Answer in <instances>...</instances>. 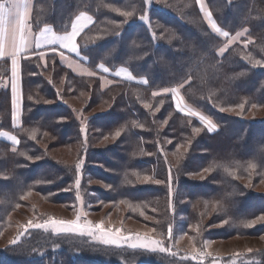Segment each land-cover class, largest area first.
I'll return each instance as SVG.
<instances>
[{"label": "trees", "instance_id": "1", "mask_svg": "<svg viewBox=\"0 0 264 264\" xmlns=\"http://www.w3.org/2000/svg\"><path fill=\"white\" fill-rule=\"evenodd\" d=\"M33 2L34 32L45 25L57 33L70 30L75 15L87 11L94 23L77 43L88 67H125L148 84L114 80L103 89L99 76L76 75L57 55L47 56V66L39 56L22 60L20 127L13 126L11 91L0 87V131L20 141L13 152L0 139V238L10 234L0 247V264H198L190 257L107 247L88 237L24 232L29 221L58 217L41 205L73 211L78 196L86 210L123 212L155 228L167 247L169 225L172 237L175 226L189 235L198 231L199 245L263 234L264 222H244L264 215V68L245 59H264V0H205L221 29L231 35L248 30L222 56L224 40L212 32L196 0H153L147 10L144 0ZM107 5L135 12L126 18ZM145 12L151 27L139 19ZM10 75V62L0 63V81ZM180 84L185 103L209 117L217 132L177 111L171 94L152 95ZM241 103L243 113L220 110ZM205 168L212 170L190 175ZM144 175L161 183H145ZM28 191L32 195L21 199ZM248 257L256 262L235 264H264V250Z\"/></svg>", "mask_w": 264, "mask_h": 264}, {"label": "snow or ice", "instance_id": "2", "mask_svg": "<svg viewBox=\"0 0 264 264\" xmlns=\"http://www.w3.org/2000/svg\"><path fill=\"white\" fill-rule=\"evenodd\" d=\"M153 0H144L145 9L147 10ZM197 5L200 8L201 13L203 14L204 19L207 21L212 32L216 33L219 37L224 38V46L219 49V55H223L227 51L228 47L248 31L244 29L237 32L235 35H231L228 31L221 29L216 21L212 17L211 11H209L207 5L204 3V0H196ZM32 0H0V63L10 62L11 66V91L13 96V104L15 107V112L13 114V123L14 126H19L20 121L17 118L19 115V97H20V69H21V60L29 59L33 55H37L43 60L47 52L50 50L52 52H58L62 60L68 59L65 57L66 50L68 53L75 54L76 57H79L80 60L86 59L82 56L80 51V46L77 43V38L81 36V33L85 29L89 28L90 25L94 23V18L87 11H80L79 14L75 15L74 19L71 22L70 30H65L62 33H57L51 26L45 25L40 28L38 31L33 32L31 20L32 12ZM112 11L118 13L123 17L133 16L135 9L124 10L118 6L107 5ZM139 19L142 22L149 23L148 16L145 14L140 15ZM126 22V21H125ZM119 26V25H117ZM119 35V33H117ZM153 39H155V33H152ZM251 43V40L248 41ZM86 47V45H85ZM253 67L264 68V59H255L253 60L251 56L245 57ZM45 66H47L45 64ZM68 66L72 67L81 76L92 77L97 75L96 71L91 70L89 67L84 66L79 61H70ZM98 69L102 73H109L110 69L106 67L103 63L98 65ZM117 77H121L127 81H134L137 78L133 76L132 72L125 67H121L118 71L114 73ZM243 75L244 73H240ZM138 83L142 85H147L148 80L146 78H141L138 80ZM0 87H4L3 83H0ZM183 87V84L178 85L175 88H165L159 91H154L152 93L153 97L160 96L162 93H171L175 100V107L177 111L183 113L188 117H195L198 119L200 124L208 130V132H214L217 130V125L207 116L200 113L199 111L190 108L187 106L183 97L180 94V88ZM50 102V101H49ZM146 108L151 107L149 104L144 105ZM245 105L243 103L234 106L233 108H221V111H235L237 108L240 113L244 112ZM251 107H258L256 104H252ZM156 111L159 108L155 109ZM166 123V121H164ZM142 127V125H140ZM123 129L118 130L114 133V137H119ZM195 133L201 131L200 127L193 129ZM0 137H5L12 145V151L16 152L15 145H18L20 141L15 135H11L6 131H0ZM32 138H35V134H32ZM108 139V137H104ZM183 147V145H180ZM23 155V153H21ZM28 159H32L28 157ZM82 164V161H81ZM80 165L77 166L79 169ZM250 168H255V164H250ZM211 168L202 169L200 173H190V175H202L203 172H210ZM137 178L140 179L137 174ZM171 170L169 169V196L171 198L172 189H171ZM143 182L149 183H161L159 180H153L151 177L144 175L142 177ZM76 186L79 188V179L76 181ZM32 192L28 191L26 196H22L21 199H26L27 196H31ZM80 199V197H77ZM121 204H127V206L133 210H139L140 205H133L131 202L126 200H121ZM82 204V201H81ZM19 207V205H17ZM144 213L141 211V215ZM87 216V213L84 212L83 208L76 215L75 220H63L56 219L55 217H49L42 223H33L29 221L27 226H24V232H27L29 228L42 229L44 232H51L56 236H68V237H88L93 240L95 243L115 248H128L132 250H144L148 252H161L168 253L169 255L176 256V253L171 250V248L165 246L163 233L160 234L162 238L157 239L152 237L149 233H137L135 235L125 234L122 229L118 228H106L105 222L101 221L99 223H93L90 220L84 219ZM147 219V217H145ZM110 219V217H109ZM258 222H264V215L259 216L256 219L249 220L244 222L245 227L254 226ZM228 220L221 221V224H227ZM152 232H156L155 228L151 229ZM167 238L172 239V226L169 225L167 231ZM183 238V237H181ZM19 243V238L13 239L11 244L15 245ZM211 244V241L205 242L204 247L207 248ZM249 252L252 250L249 249ZM192 259L197 260L198 264H203V258L205 256H210L211 253L203 251L202 249H196L195 245L193 246ZM188 257H181V259H187ZM217 264V262H213ZM235 264V262H233Z\"/></svg>", "mask_w": 264, "mask_h": 264}, {"label": "rangeland", "instance_id": "3", "mask_svg": "<svg viewBox=\"0 0 264 264\" xmlns=\"http://www.w3.org/2000/svg\"><path fill=\"white\" fill-rule=\"evenodd\" d=\"M241 40L236 41V43L240 42ZM111 82H113V80ZM180 94L182 95L181 92ZM174 103H175V100H174ZM77 117L78 119H80L81 115ZM217 131L218 129L214 132H217ZM214 132H211V133H214ZM259 191H264V187L260 188ZM81 201H82V204H81ZM41 206L43 209L51 211L54 214H56L58 216V217H55L56 219H63V220H75L76 215L81 210V208H83L84 212L87 213V216L84 217V219L90 220L93 223H99L101 221H104L106 228L115 227L118 229H122L125 234H132V235H135L137 233H140V234L149 233L152 237L159 239L158 236L154 232L151 231L152 229L151 227L147 226L146 224L142 222L126 218L123 212H117V213L112 214V213H107V212H103V213L96 212L92 209L86 210L82 196L80 197V199H78L77 205L74 208L75 210L73 211L63 210L58 205L43 204ZM19 219L20 218H18V220ZM173 231H174V237H172L168 247L171 248V250L176 253V256H171L172 259H175V260H177L180 257H190L191 258L192 255L194 254L193 252L194 245L196 249H202L203 251H207L211 253L210 256H205L203 258V264H213L214 261L217 262V264H233V262H236L237 260H245L248 263H255L256 262L255 258L248 257L245 259V257L250 255L253 252L264 250V233L258 236H253V237H245V238L232 237L230 239H226L223 241L207 239V240H203L199 245L198 240H197L199 237L198 231H197V234L189 235L180 226L179 227L175 226ZM20 236L21 235H19V237ZM9 237H10V234L6 238H0V247H3L9 241ZM208 241H211V244L207 248H205L204 244L205 242H208ZM249 249H251L252 251L249 252L248 251ZM164 255L167 256L169 254L164 253ZM194 261L198 262L197 260H194Z\"/></svg>", "mask_w": 264, "mask_h": 264}, {"label": "crops", "instance_id": "4", "mask_svg": "<svg viewBox=\"0 0 264 264\" xmlns=\"http://www.w3.org/2000/svg\"><path fill=\"white\" fill-rule=\"evenodd\" d=\"M204 2H205V0H204ZM205 4H206V2H205ZM32 5H33V7H34V2H33V0H32ZM207 5V4H206ZM33 7H32V12H33ZM32 12H31V16H32ZM31 21V20H30ZM31 23V22H30ZM91 26V25H90ZM89 26V27H90ZM52 27V26H51ZM53 28V27H52ZM33 30V29H32ZM86 30V29H85ZM34 32V31H33ZM245 35H243V36H241L240 38H239V40H241L242 39V37H244ZM238 41V40H237ZM236 43V41L235 42H233L231 45H233V44H235ZM230 45V46H231ZM62 51H64L65 52V57H67L68 59H66V60H62L61 59V57H60V55L58 54V52H52V51H48L47 52V55H46V57L42 60V62H43V64H46V58H47V56H49V55H57L58 57H59V60H60V63L64 66V67H66V68H68L69 70H71L73 73H75L76 75H79L76 71H74L73 70V68L72 67H69L68 66V62H69V60L70 61H79L80 63H82L84 66H86V67H88V65H87V63H86V61L85 60H80V58L79 57H76L75 56V54H72V53H68L66 50H62ZM34 56H37V55H33V56H31V57H34ZM30 57V58H31ZM21 69H20V97H19V115H18V119H19V121H20V125L18 126V127H20L21 126V124H22V111H23V99H22V60H21ZM121 67H119V68H117L115 71H109V73H102V72H100L99 71V69L97 68V70H95L96 72H97V75H95V76H99L100 77V80H101V86H102V88L103 89H107L111 84H112V80L114 81V80H121V81H126V82H129V83H131V82H137L138 83V80L139 79H141V78H137L136 80H134V81H127V80H124L123 78H121V77H117L114 73L116 72V71H118L119 69H120ZM129 70V69H128ZM94 71V70H93ZM130 71V70H129ZM79 76H81V75H79ZM112 79V80H111ZM0 83H3L4 84V87H1L2 89H5V90H7V89H9L10 91H11V85H12V80H11V75L9 76V77H6V78H4V79H2L1 81H0ZM180 92H181V88H180ZM162 94H170V93H162ZM11 96H12V91H11ZM182 97H183V95H182ZM184 100V99H183ZM185 102V101H184ZM186 104V103H185ZM187 105V104H186ZM189 106V105H188ZM191 108V107H190ZM15 107H14V104H13V96H12V121H13V114H14V112H15ZM13 126H14V123H13ZM14 127H17V126H14ZM7 132V131H6ZM9 134H11V135H14V134H12V133H10V132H8ZM0 139H2V140H4V141H6V142H8V143H10L5 137H0ZM18 139V138H17ZM19 140V139H18ZM11 144V143H10ZM12 145V144H11ZM12 147H13V145H12ZM15 147H17V145H15Z\"/></svg>", "mask_w": 264, "mask_h": 264}, {"label": "bare ground", "instance_id": "5", "mask_svg": "<svg viewBox=\"0 0 264 264\" xmlns=\"http://www.w3.org/2000/svg\"><path fill=\"white\" fill-rule=\"evenodd\" d=\"M210 27V26H209ZM184 101V100H183ZM185 103V102H184Z\"/></svg>", "mask_w": 264, "mask_h": 264}]
</instances>
